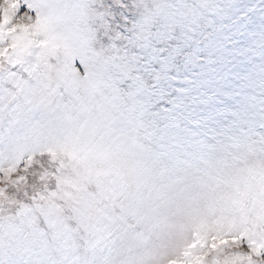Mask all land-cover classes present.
Here are the masks:
<instances>
[{"label": "snow or ice", "instance_id": "snow-or-ice-1", "mask_svg": "<svg viewBox=\"0 0 264 264\" xmlns=\"http://www.w3.org/2000/svg\"><path fill=\"white\" fill-rule=\"evenodd\" d=\"M0 264H264V0H0Z\"/></svg>", "mask_w": 264, "mask_h": 264}]
</instances>
